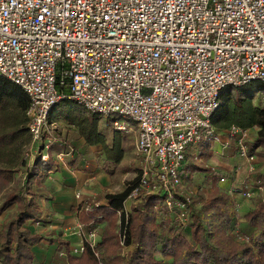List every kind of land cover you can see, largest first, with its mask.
Masks as SVG:
<instances>
[{"label": "built area", "instance_id": "2783aa9c", "mask_svg": "<svg viewBox=\"0 0 264 264\" xmlns=\"http://www.w3.org/2000/svg\"><path fill=\"white\" fill-rule=\"evenodd\" d=\"M0 78L28 99V162L48 161V115L65 99L135 124L132 131L113 122L135 138L139 180L128 199L159 194L184 226L189 200L178 189L189 150L206 140L227 147L234 138L237 156L255 173L248 130L231 127L222 141L210 118L226 87L264 83V0H0ZM247 180L243 190L228 189L246 203L262 190L252 176ZM75 199L83 202L79 192ZM76 214L73 255L84 251ZM95 237L94 231L87 240ZM59 256L66 259V251Z\"/></svg>", "mask_w": 264, "mask_h": 264}, {"label": "trees", "instance_id": "16d2710c", "mask_svg": "<svg viewBox=\"0 0 264 264\" xmlns=\"http://www.w3.org/2000/svg\"><path fill=\"white\" fill-rule=\"evenodd\" d=\"M3 85L11 84L6 79L0 78ZM264 88L262 82H252L241 87H226L220 92L219 107L210 118L215 133L223 139L225 132L231 127L246 130L249 127H257L258 131L251 141L247 143L248 153L256 157L255 168L261 167V172L255 171L254 180L264 185V104L262 107H254L250 98L241 97V93L250 95L257 85ZM20 89L19 87H17ZM234 93L231 98L229 90ZM22 92V90L20 89ZM23 93V92H22ZM64 96L69 91L61 90ZM24 94V93H23ZM25 95V94H24ZM26 97V96H25ZM27 99V97H26ZM70 102L77 106L73 101ZM27 106L25 109V117ZM81 107V106H80ZM51 110L50 114L54 110ZM88 113V112H87ZM44 131L43 140L48 141L53 136L54 130ZM92 115V114H91ZM95 116V115H94ZM65 120L74 122L68 115ZM74 122L79 134L90 145H105L102 136L91 119L76 118ZM111 119V118H109ZM26 129L17 133L19 145L23 146L20 165L25 169L24 181L35 177V169L39 166L46 167L49 161H42L40 156H35L28 162L25 152L30 145L28 132V120L26 117ZM53 131V132H51ZM116 131V129H115ZM25 132L29 138L24 139ZM118 131L113 132L112 146L106 151V161L112 165L120 162L122 149L117 137ZM10 136H0V149L10 146L14 142ZM230 142L235 150L234 138ZM57 142H51L52 145ZM204 142H202L203 144ZM13 143V147H15ZM106 147V146H105ZM50 151V149H49ZM112 152V153H110ZM236 152V150H235ZM193 165L185 163V177L188 178L194 170ZM228 174L211 173V194L209 199L198 208L188 206L189 215L184 226H179L175 220V213H168L163 206V197L159 194L140 196L131 206V210L125 213V202L132 189H134L139 178L136 177L130 186L118 194H107L103 203L92 205L85 209L81 205L76 210L78 220L82 226L84 237V251L73 255L70 245L64 244L66 251V264H264V196L260 195L252 199L251 206L242 213L241 219H237L234 212L235 200L228 189L222 191L218 186L220 176ZM12 171L0 167V190L5 188L11 180ZM30 196V198L27 197ZM15 206L17 211L5 221L0 228V264H35L33 247L39 244L43 237L35 233L32 227L35 222L41 224L40 211L35 197L23 184H18L8 192L0 205V215L9 207ZM119 216L117 227L105 228L98 234L94 243L87 240L90 233L96 231L102 222L111 220L113 216ZM238 221L247 226L248 242L240 237H234L233 231ZM222 232V233H221ZM221 233V234H220ZM123 234V235H122ZM219 235V236H218ZM120 236L125 238L126 246L132 250L126 257H121L115 252L118 247ZM160 255V257H156Z\"/></svg>", "mask_w": 264, "mask_h": 264}, {"label": "crops", "instance_id": "0c3cea01", "mask_svg": "<svg viewBox=\"0 0 264 264\" xmlns=\"http://www.w3.org/2000/svg\"><path fill=\"white\" fill-rule=\"evenodd\" d=\"M26 106L27 99L20 89L11 84L0 83V136L5 135L15 139L10 146L0 149V167L12 171L8 185L0 190V205L8 187L13 184L25 185L29 194L31 192L32 197H35L43 220L38 226L34 224L32 227L35 233L43 237V240L32 249L35 264H66V259L59 256L61 251L65 250L64 244H69L72 248L80 242V238L73 233L72 219L79 203L75 199V193L79 192L82 200L95 199L109 190L110 178L93 162L95 155L89 152L95 149L94 145L88 144L79 134L74 123L77 119L72 117L74 121L72 123L70 119L66 121L64 115L58 114L59 106H57L50 114V125L64 124L71 129V135L68 136L60 131L57 143L51 146L48 153L47 166L44 168L39 166L35 169V177L24 181L26 173L20 165L23 146L19 145L20 137L17 133L26 129L24 115ZM23 138H29L27 132ZM230 144L223 149L227 152V159L238 157ZM58 154L63 156L61 162L56 160ZM226 167L223 163L220 168L225 170ZM237 168L230 165L229 171L233 172ZM90 178L93 180L90 181ZM1 217L2 214L0 228L5 221Z\"/></svg>", "mask_w": 264, "mask_h": 264}, {"label": "rangeland", "instance_id": "374dc122", "mask_svg": "<svg viewBox=\"0 0 264 264\" xmlns=\"http://www.w3.org/2000/svg\"><path fill=\"white\" fill-rule=\"evenodd\" d=\"M227 91L230 92L231 98L234 99L235 97L234 91L231 88H229V90ZM249 93L251 94L246 95L245 93H241L240 96L242 98L243 97L250 98L249 102H251V104L254 107H262L264 104V88H262L261 90L260 87L257 85L252 90H250ZM60 105H58L59 108L57 109L59 115H68L70 118L75 117V118L91 119L96 124L98 132L102 136L104 135L106 144L104 146L94 145L93 148L95 149H93V151H90L89 153L93 152L92 154L95 155L94 156L91 154L92 156L95 157L93 158V162L96 164V166L104 170L105 173L110 178L109 190L104 192L103 195L95 197V199H85L82 200L83 202H81V204H78L81 206L85 202L87 204L86 206L99 205L103 203V201L105 200V196L107 194L114 195L121 193L123 190H125L127 187L130 186V183L134 179H136V177H138L139 174V171L137 170L139 168L138 157L135 152V147H134L135 138L133 134L117 133L116 135L120 141L121 149H122L121 160L116 165H112L106 161V156H108L106 151H108V149L112 146L113 132H116L113 122L114 121L124 122L127 127L132 129V131L135 130V124L127 120L118 119L117 116H113L111 119H106L100 116L91 115L87 113L82 107L77 106L70 102H63ZM49 129L54 130V132L51 131L53 132V136H52L53 142L58 141L57 136H60L59 135L60 131L65 132L68 136L71 135L70 133L71 129L67 128V126H65L64 124H61L60 126H52V128ZM246 130H248V133L245 141H247L248 143L253 139L256 132L258 131V128L249 127L246 128ZM222 144L225 143H221V142L218 143V142L206 140L204 141L203 144L201 143L199 146L195 147L194 149L189 150L186 163L193 165L192 169L194 170V172H192L191 175L189 174L188 178L185 177L186 172L184 166V175L182 178V184L178 189V193L189 200V207L191 205V207L193 206V209H196L201 204H204L207 201V199H209V196L212 195L211 194L212 190L210 189L211 188L210 186L212 184V177L209 176L211 173L228 174L226 175V177L220 176V177H225L226 181L224 183H220L219 181L217 182L218 186L221 187L222 191L229 188L233 190H243L245 182H248L247 184L249 185V181L247 179H249L251 176L252 178L255 176L254 175L255 173L254 174L250 173L249 166L246 163L242 164L243 161L239 157L233 156L227 159L226 158L227 152L223 151V149L225 148L223 147ZM223 163L227 166L225 170L220 168ZM230 165L237 166L238 167L237 170H233V172H230L231 171V170L229 171ZM252 166L254 170L257 171L258 173L262 171L261 167L259 166L257 167L256 170L255 164H252ZM16 186L17 184L15 185L13 184L10 187H8L3 197L5 198L6 194L10 192L12 189H14ZM230 194L232 198L235 199V204L236 203L238 204V207H236V209L234 208L236 217L237 219H241L242 213L245 212L251 206L252 200H250L248 203L242 202L239 196L237 195L238 194L237 192H231ZM260 195H264V185L262 186V190L258 191V193L253 197L256 198L257 196ZM27 197L30 198V196L28 195ZM134 203H135L134 200L127 199V201L125 202V210L129 212L131 210V206ZM78 207L79 206H77L75 210H77ZM188 210L191 211V209ZM16 211L17 209L15 206L9 207L6 211H4V213H2L1 219H5V221H7L14 215ZM76 215L78 216V214ZM118 224H119L118 215L113 216L111 220L100 223L95 231L96 234L95 239L98 238V234L101 233V231H103L105 226L106 228L110 229L113 227L116 228ZM247 230H248L247 226L238 221L236 228L232 234L234 237H240L242 239L246 237V235L248 234ZM73 233L75 235L74 228H73ZM122 238L123 236H120V239ZM120 239H119L120 245H118V247L115 249V252L119 254L121 257H126L127 254L132 250V247L126 246L124 241L125 238H123V245H121ZM156 257L159 258L160 255H157Z\"/></svg>", "mask_w": 264, "mask_h": 264}]
</instances>
